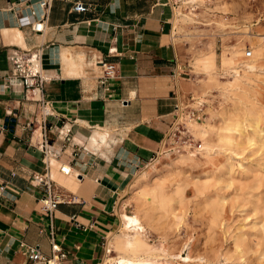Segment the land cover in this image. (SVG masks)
Returning <instances> with one entry per match:
<instances>
[{
    "label": "crops",
    "instance_id": "crops-1",
    "mask_svg": "<svg viewBox=\"0 0 264 264\" xmlns=\"http://www.w3.org/2000/svg\"><path fill=\"white\" fill-rule=\"evenodd\" d=\"M43 1L0 0V264H29L21 244L51 256V225L61 264H96L122 190L181 101L179 0H51L41 32L18 26L19 15L39 19ZM23 74L42 84L25 87ZM40 99L50 107L45 130ZM38 178L62 197L51 218Z\"/></svg>",
    "mask_w": 264,
    "mask_h": 264
},
{
    "label": "rangeland",
    "instance_id": "rangeland-1",
    "mask_svg": "<svg viewBox=\"0 0 264 264\" xmlns=\"http://www.w3.org/2000/svg\"><path fill=\"white\" fill-rule=\"evenodd\" d=\"M176 10L179 18L182 14L193 18L175 24L173 30L180 63L178 71L181 68L185 71L182 86L189 82L190 86L198 84L203 88L197 91L195 86L186 92L180 88V97L186 95L185 100L180 101L182 107H186L185 111L193 108L196 114L185 121L182 143L175 144L169 152L175 158L177 154L194 151L198 160L202 161L205 157L199 153L201 145L206 142L212 144L209 158L229 159L235 172L233 176L253 184L252 193L261 195L264 185L250 181L255 169L264 174V148L260 142L252 146L245 144L244 151L233 147L242 153L235 157L230 152L232 145L219 140V135L229 134L226 128L231 120L252 123L258 119L264 124V88L259 93L242 92L246 82L236 73L230 77L223 74L221 58L225 48L250 49L251 57L245 58L242 52L239 60L228 66L235 67L237 71L242 62L250 66L258 58L260 67L264 68V0H179ZM211 51L213 63L204 68V59ZM219 79L227 80L234 87L240 84L241 90L236 88L235 92L225 93L222 90L224 83H219ZM190 120L206 123L209 131L203 137L198 135L190 127ZM205 169L216 167L211 163L166 162L144 178L135 180L134 174L129 181H134V184L128 188V182L116 208L130 215L138 214L148 238H138L128 252L142 256L156 255L164 264H170L165 258L178 263L176 255L184 257L187 253L192 259L190 264H264V242L259 239L261 234L258 231L262 212L253 210V204L241 199L242 196L237 197L242 191L234 182L229 184L223 172L216 171L206 193L207 196L217 194L222 199L220 214L213 218L214 211L210 206L203 205V196L196 197L188 186L189 182L204 179L202 172ZM156 183L163 185V192L153 198L150 191H145ZM177 184L181 185V190L175 193ZM161 196L168 202H161ZM240 235L245 240L243 244L238 241ZM112 239L110 249L115 245Z\"/></svg>",
    "mask_w": 264,
    "mask_h": 264
},
{
    "label": "bare ground",
    "instance_id": "bare-ground-1",
    "mask_svg": "<svg viewBox=\"0 0 264 264\" xmlns=\"http://www.w3.org/2000/svg\"><path fill=\"white\" fill-rule=\"evenodd\" d=\"M188 1H192V0H188ZM191 6H193V4ZM192 19L193 18L189 14H182L181 17L179 18V13L175 12L172 22H173V25L175 24L179 25V22L181 21L192 20ZM178 50L180 51L179 47H178ZM242 52L244 53L245 50L242 51V49L239 47H236L235 49L225 48L223 50V54L221 57L224 63L223 74H225L226 76L228 75L230 77L232 74L236 73L238 75V78L240 77V79H243L246 82V86H244L243 90H241V88H239L240 84H239V87H234L233 84L228 82L227 80L221 81L219 79V83L220 82L224 83L222 85V90L225 93L229 91L235 92L234 90L236 88L237 90L239 89L244 93L247 90L253 91L254 93H259L264 88V68L260 67L258 58L255 60L254 64L250 66L242 62L240 65H238L239 69L237 71L235 67L228 66V65H231V63L239 60ZM259 52H262V51H259ZM213 56H214L213 52L211 51L209 55L205 57L204 59L205 67L204 68L210 67L209 65L213 63V60H214ZM195 86H190L189 82H185V84L182 86L184 90L183 92H186V90H193V88H196V90L199 91L203 88L202 85L195 84ZM185 97L186 95L183 94V96H181V101H184ZM180 104H181L180 106L182 107V103ZM189 123H190V127L194 129L195 132L202 137L205 135L207 131H209L207 130L208 125L204 122L190 120ZM252 124L253 126H251ZM225 126H227V124ZM226 129L229 130V134L226 133V135L225 134L219 135V140L225 141L230 146L232 145L230 152L235 157L238 156L241 152H239L238 150L237 151L234 150L233 147L234 148L236 147L240 150L244 148L245 144H247L248 146H252L256 144L257 142H260V146L264 148V124L259 123L258 119L257 121L255 122L253 121L252 123L251 122L248 123V121L246 123L245 121L243 122V120H240V121L231 120ZM247 130H251V131L247 132ZM223 132L225 133V131ZM94 139L95 138H93L92 140ZM212 147L213 145L207 142L205 143V145L203 146L201 145V148L199 149V153L205 157V159L202 161L198 160L196 153L194 151H188L186 152V154H177L175 158L172 157V153L168 151L160 155L159 157H157L155 160L145 163L142 170L135 173V180L136 178L140 179V178L146 177L150 171L158 169L159 167L164 165L166 162L168 163L169 162L170 163L188 162V163H198L199 165L200 163H203V164L211 163L213 164L214 167H216V169H210V170L205 169L202 172L204 173L203 175L205 176L204 179L202 180L199 179L198 181L188 183V186L191 188L194 195H196V197L197 195H200V196L202 195L203 205L210 206L212 208V210L214 211L213 218L218 217V215L220 214L219 207L221 206L222 199L217 194L207 196L206 193L208 191L210 183L212 182L211 178L213 177L215 172L216 171H218L219 173L223 172L224 176L226 175L228 183L232 184L234 182L238 187L237 189L242 191V194H240L241 192L238 193L239 195L237 194V197L242 196L241 199L243 198L244 201L248 203L250 202L253 204V210H259L262 212L260 221H258L260 223L258 231L261 234V237L259 239H262V242H264V193L261 195L252 193L251 189L253 187V184L246 183L245 180L240 179V178L237 179L236 177H234L233 175L235 172H234L233 164L229 159L223 158V157L216 158V159L209 158L210 150L212 149ZM229 158H230V155H229ZM254 171L255 172L250 178V181L254 182L257 185H264V174L260 173L258 169H255ZM222 177L223 176L219 177L218 179H221ZM133 184H134V181L130 182L128 184V188L131 187ZM179 190H181V185L177 184L174 192L178 193ZM148 191H150V194L154 195L153 198H155L159 194H162L163 185L156 183L149 190H146L145 193H148ZM244 195H248V196L246 197ZM159 200H161V202L163 203L168 202V199L162 196L159 197ZM118 214H119L118 228L117 230H114L112 233V237H113L112 242H114L115 245H113V248L110 249V239H107L109 253L105 254L101 258V260L99 261V264H164L158 259L159 256L158 257L156 255L150 256L149 254H147L146 256H142L139 253L128 252L129 249L133 246V244L138 240V238H145V239L148 238L147 231H146L144 223L142 222L138 214L135 213L133 215H130L124 211H120L118 212ZM259 239H257V241ZM238 241L242 244L245 242L242 235L238 237ZM176 256L179 258L178 263H175L174 261L167 259V258L165 259L169 260L170 264H190L192 263V259L188 253L184 257L180 254Z\"/></svg>",
    "mask_w": 264,
    "mask_h": 264
},
{
    "label": "built area",
    "instance_id": "built-area-1",
    "mask_svg": "<svg viewBox=\"0 0 264 264\" xmlns=\"http://www.w3.org/2000/svg\"><path fill=\"white\" fill-rule=\"evenodd\" d=\"M50 2L51 0H45L41 3V6L42 8H44L45 12L37 20H33L31 18V15L29 14L19 15L17 18L18 26L20 27L30 26L33 31L41 32L44 29V24L45 21L47 20L46 13L50 8ZM72 9L75 11H85L87 7L81 2H76L73 5ZM251 55H252V51L250 49L244 52L245 58H249L251 57ZM110 73H112V66L106 65V74L109 75ZM34 76L37 75L23 74L22 84L27 88L34 86V84L40 86V84H42L43 79L39 76L37 82L35 83V81L32 78ZM39 101H40L39 105L41 112L40 124L42 125V128L45 130L46 117L50 114V107L46 100L40 99ZM180 103H181L180 99L177 98V101L172 111L171 120L169 121L167 128L163 132V135L159 141L157 149L153 152V155L148 160V162L153 161L160 155L170 151L175 144L182 143L186 129L185 121L187 119H191L193 116H195L196 113H195V109L193 108L185 111L186 107H181ZM59 169L64 174H68L71 170L68 164H62ZM37 180L39 183H42L45 186V194L41 198L42 208L48 212L49 217L51 218L52 212L56 209L58 203H60V201L62 200V197L60 194H58V192H56L53 189V186L48 179L44 180L43 178H38ZM54 235L55 234L51 225L49 232V238L51 241V252H52L51 256L43 255L39 251L37 246L21 244V246L24 247L25 252L28 256L29 264H61V260L65 257V253L62 251L59 245L54 241L55 240ZM102 247L104 249V255L109 253L107 237L103 238ZM96 264H99V262H97Z\"/></svg>",
    "mask_w": 264,
    "mask_h": 264
}]
</instances>
